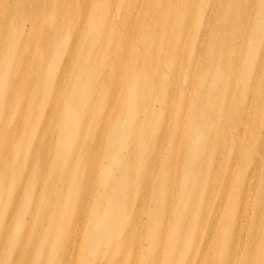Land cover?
Masks as SVG:
<instances>
[{
	"label": "bare ground",
	"instance_id": "6f19581e",
	"mask_svg": "<svg viewBox=\"0 0 264 264\" xmlns=\"http://www.w3.org/2000/svg\"><path fill=\"white\" fill-rule=\"evenodd\" d=\"M0 264H264V0H0Z\"/></svg>",
	"mask_w": 264,
	"mask_h": 264
},
{
	"label": "rangeland",
	"instance_id": "374dc122",
	"mask_svg": "<svg viewBox=\"0 0 264 264\" xmlns=\"http://www.w3.org/2000/svg\"><path fill=\"white\" fill-rule=\"evenodd\" d=\"M45 116H46V112H45V115H44V117L42 118V119H44L45 120ZM49 121H56V119H55V117H51L50 119H49ZM40 156H38V158H39ZM42 161H43V158H42Z\"/></svg>",
	"mask_w": 264,
	"mask_h": 264
}]
</instances>
